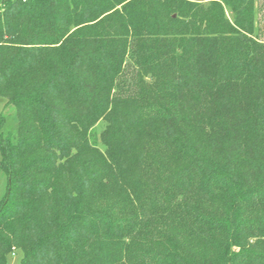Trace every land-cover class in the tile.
Returning <instances> with one entry per match:
<instances>
[{
    "label": "trees",
    "instance_id": "obj_1",
    "mask_svg": "<svg viewBox=\"0 0 264 264\" xmlns=\"http://www.w3.org/2000/svg\"><path fill=\"white\" fill-rule=\"evenodd\" d=\"M263 1L0 0V264H264Z\"/></svg>",
    "mask_w": 264,
    "mask_h": 264
},
{
    "label": "rangeland",
    "instance_id": "obj_2",
    "mask_svg": "<svg viewBox=\"0 0 264 264\" xmlns=\"http://www.w3.org/2000/svg\"><path fill=\"white\" fill-rule=\"evenodd\" d=\"M4 103L5 101L2 98H0V115L2 114L5 116V123H4L3 131L4 133H11L12 135H15L17 131V123L15 120L14 109L12 106L5 107ZM102 128H103V124L98 123L94 127L93 132L95 134H98L102 130ZM6 185H7L6 176L0 170V200L5 195ZM21 257H22L21 252H16L7 258V264H20Z\"/></svg>",
    "mask_w": 264,
    "mask_h": 264
}]
</instances>
